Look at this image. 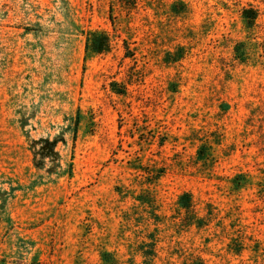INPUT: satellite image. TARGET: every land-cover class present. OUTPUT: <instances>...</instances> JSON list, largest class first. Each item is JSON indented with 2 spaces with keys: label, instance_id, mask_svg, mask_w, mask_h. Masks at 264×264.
<instances>
[{
  "label": "rangeland",
  "instance_id": "1",
  "mask_svg": "<svg viewBox=\"0 0 264 264\" xmlns=\"http://www.w3.org/2000/svg\"><path fill=\"white\" fill-rule=\"evenodd\" d=\"M0 200V264H264V0H0Z\"/></svg>",
  "mask_w": 264,
  "mask_h": 264
},
{
  "label": "trees",
  "instance_id": "2",
  "mask_svg": "<svg viewBox=\"0 0 264 264\" xmlns=\"http://www.w3.org/2000/svg\"><path fill=\"white\" fill-rule=\"evenodd\" d=\"M241 18L244 21L245 27L251 29L257 19V11L252 8H244L241 9ZM240 44H236L234 47V52L235 55L243 60L244 55L243 53H239L238 47ZM110 49V39L109 36L105 31L102 30H88L85 33V45H84V58L91 57L95 54H100L109 51ZM112 90H115L114 86L116 83H112ZM79 114L75 115V117L72 119L73 121L67 126V129L70 130L71 134V140L75 141L76 137V132H77V126L79 124ZM60 140L61 143H65L63 139H49V138H41L37 141V144L39 145L37 148L36 155L38 156L39 160L37 163V166L43 165V160L45 159H54L59 157V154L55 150V146L57 142ZM35 158V157H34ZM71 167L72 163L69 162L67 164V168H61L59 163L56 165L57 168V174H67L68 176L71 175ZM240 175L234 178H238ZM233 186L234 188H238V184L235 183ZM141 203H151V199L149 197H139V199H136ZM192 198L191 195L187 192H184L180 194L177 197L176 204L177 207L181 210H184L185 214L187 215L186 219L190 224H194L196 226H200L202 224V220L200 217L197 216L196 212L193 210V204H192ZM0 203L2 201L0 200ZM1 206V204H0ZM152 253L150 254H144L142 261L140 262L141 264H152L151 259L154 257V251H151ZM148 256V257H147ZM108 258H112L109 253L104 252L101 254V259L104 263L106 264H117L114 258L112 260L114 263H108ZM133 264V263H131ZM191 264H203V262L200 259L195 258L194 260L191 261Z\"/></svg>",
  "mask_w": 264,
  "mask_h": 264
}]
</instances>
